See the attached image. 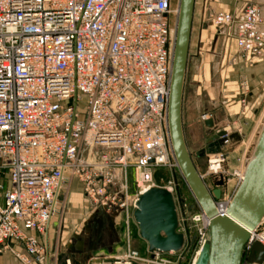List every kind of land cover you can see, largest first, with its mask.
<instances>
[{"label": "built area", "instance_id": "built-area-1", "mask_svg": "<svg viewBox=\"0 0 264 264\" xmlns=\"http://www.w3.org/2000/svg\"><path fill=\"white\" fill-rule=\"evenodd\" d=\"M177 13L170 0H0V251L44 264L42 235L57 220L68 176L102 209L122 210L127 227L138 193L156 185L154 169L176 164L167 102ZM211 21L230 27L242 55L264 59L255 4L239 15L217 10ZM212 154L216 171L221 157ZM234 173L230 195L213 198L218 214L242 178ZM174 186L167 179L163 187L177 214ZM192 218L201 223L198 248L209 237V216L199 208ZM262 230L264 217L244 240L239 264H255L246 256L253 240L264 245ZM182 248L183 234L177 249L127 246L106 264H182Z\"/></svg>", "mask_w": 264, "mask_h": 264}, {"label": "rangeland", "instance_id": "rangeland-1", "mask_svg": "<svg viewBox=\"0 0 264 264\" xmlns=\"http://www.w3.org/2000/svg\"><path fill=\"white\" fill-rule=\"evenodd\" d=\"M178 1L170 0V3L178 7ZM212 31L211 28L202 40ZM223 45L217 43L214 55L208 58L211 50L206 42L204 45L200 42L201 52L193 65L196 75L191 76L189 72L183 74L180 97V121L186 150L205 187L208 190L219 188V199L232 192L234 171L238 169L239 173L251 156L264 122V63L259 58L242 55L231 42H227L226 49H223ZM201 60L205 67L200 68ZM202 68L206 69V73ZM84 102L85 95L82 94L78 106L80 111L84 109ZM214 152H219L221 157L216 171L209 168L208 162ZM4 175L0 173L2 181ZM127 176L131 197L136 187L131 173ZM167 179L175 182L172 194L178 216L176 228L183 234V257L179 260L182 264H193L194 251L199 244L197 231L201 223L192 217L201 207L177 163L154 169L156 185L164 186ZM64 184L59 195L60 213L50 226L52 238L57 240L56 252L61 254L64 264L70 255L78 259V264H105L109 258L121 254L127 246L142 253L147 251V243L138 234L132 210L126 227L122 223L123 211H106L84 196L82 183L77 176L66 177ZM65 186L66 189H63ZM164 254L171 258L176 256L171 252ZM52 257L60 264L57 255L53 253Z\"/></svg>", "mask_w": 264, "mask_h": 264}, {"label": "water", "instance_id": "water-1", "mask_svg": "<svg viewBox=\"0 0 264 264\" xmlns=\"http://www.w3.org/2000/svg\"><path fill=\"white\" fill-rule=\"evenodd\" d=\"M192 3L193 0L178 1L167 102L169 139L181 175L198 205L209 216L208 241L201 246L195 264H239L248 230L254 228L264 216V122L242 178L224 213L218 214L213 198L219 196V188L208 190L205 187L186 150L180 121L181 87ZM134 204L132 216L138 234L147 243L148 253L153 249L166 251L180 247L182 233L176 229L177 214L168 189L158 185L149 186L138 193ZM246 259L264 264V245L253 240Z\"/></svg>", "mask_w": 264, "mask_h": 264}, {"label": "crops", "instance_id": "crops-1", "mask_svg": "<svg viewBox=\"0 0 264 264\" xmlns=\"http://www.w3.org/2000/svg\"><path fill=\"white\" fill-rule=\"evenodd\" d=\"M250 3L255 4L262 15L263 22L262 26L264 27V0H247ZM246 0H193L192 3V10H191V18H190V25H189V34H188V43H187V52H186V61L184 67V75L188 72L192 74L191 76L196 75L193 73V65L194 59H197V54L201 52L200 42H206L207 48L211 50V53H208V58L211 55H214L213 52L215 51V46L217 43H224L223 49H226L227 42H231L235 49V41L230 34V27L229 26H217L211 21L212 14L217 10H224L229 11L233 15H239L243 6L247 3ZM213 29L212 33L206 39L205 34ZM212 48V49H211ZM249 56V55H247ZM205 61V60H204ZM264 63V59L260 60ZM203 63V61L201 60ZM200 63V68L204 66ZM206 66V65H205ZM204 66V67H205ZM204 69V68H202ZM205 73H206V69ZM65 185V184H64ZM72 187V186H71ZM66 189V186L64 187ZM72 189V188H71ZM65 191V190H64ZM51 225H48L44 235H42V239L46 246L47 256L44 259V264H57L55 260H53V253L57 255L60 264H64L62 262L61 254H58L57 251V240H53L52 233H51ZM78 259L73 257L72 255L69 258L65 259V264H78ZM0 264H20L19 259L14 256L10 251H2L0 252ZM104 264V263H102Z\"/></svg>", "mask_w": 264, "mask_h": 264}, {"label": "bare ground", "instance_id": "bare-ground-1", "mask_svg": "<svg viewBox=\"0 0 264 264\" xmlns=\"http://www.w3.org/2000/svg\"><path fill=\"white\" fill-rule=\"evenodd\" d=\"M177 8H178V7H177ZM211 160H212L213 162H211L210 167H211V168H215V167H217L218 162L215 163L214 161H215V160H218V158H216V157L213 156V157L211 158ZM244 168H245V165L242 167L241 170L239 169V170H240L239 173H238L239 175H241V176L243 175ZM63 186H64V184H63ZM220 205L223 206L224 204L222 203V204H220ZM214 208H216L215 205H214ZM204 213H205V212H204ZM205 214H206V213H205ZM206 215H207V214H206ZM263 217H264V216H263ZM263 217H262V218H263ZM260 220H261V219H260ZM257 224H258V223H257ZM257 224H256V225H257ZM254 227H255V226H254ZM252 229H253V228H252ZM252 229L248 230L246 238L249 236V234L251 233V230H252ZM258 235H259V236H262V237L264 238V230L258 232ZM246 238H245V240H246ZM206 241H208V239H207ZM206 241H204L203 243H205ZM203 243H201V245L197 248V250H198V251L196 250L197 252L194 251V255H195V256H194V259H195V261H194L193 264L196 263V259H197L198 253H199L200 248H201V246L203 245ZM106 263H107V262H105V264H106ZM98 264H99V263H98ZM255 264H256V263H255Z\"/></svg>", "mask_w": 264, "mask_h": 264}]
</instances>
